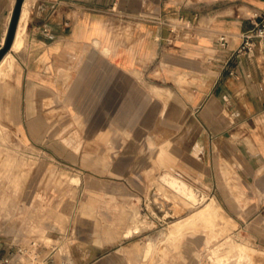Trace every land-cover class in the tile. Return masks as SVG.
Listing matches in <instances>:
<instances>
[{
	"label": "crops",
	"instance_id": "1",
	"mask_svg": "<svg viewBox=\"0 0 264 264\" xmlns=\"http://www.w3.org/2000/svg\"><path fill=\"white\" fill-rule=\"evenodd\" d=\"M16 2L0 0V48ZM28 4L22 43L14 47L16 31L0 74V168L13 155L2 154V125L63 166L31 171L25 211L69 209L78 264H132L96 214L124 209V228L142 231L160 221L153 190L180 178L209 189L264 249V51L234 57L235 74L224 63L264 0ZM62 168L77 196L63 189ZM37 220L59 233L53 212Z\"/></svg>",
	"mask_w": 264,
	"mask_h": 264
},
{
	"label": "rangeland",
	"instance_id": "2",
	"mask_svg": "<svg viewBox=\"0 0 264 264\" xmlns=\"http://www.w3.org/2000/svg\"><path fill=\"white\" fill-rule=\"evenodd\" d=\"M1 133L2 154L11 149L13 155L1 157L0 234H9L17 228H31L47 232L55 242L61 239L64 247L70 245L73 248L74 240L63 242L62 237L54 233L56 228L37 220L45 210L53 212L56 220L52 222L59 226V232H66L70 226H76L69 209L44 205L29 215L24 204L31 171L36 168L54 171L63 164L47 156L40 143L22 140L19 136L10 140L8 129L3 125ZM61 176L65 181L63 189L72 197L77 196L78 186L71 183V180L75 181L73 174L62 168ZM175 186L170 187L169 181L162 179L159 192L153 190L151 212L160 221L147 225L142 231L124 228V209L96 214L98 227L113 232L108 240L114 248H119L125 260L132 264H264V249L257 245L254 237L240 232L239 223L224 210L209 189L201 183L188 184L180 178L176 179ZM161 204L163 210L159 207ZM13 220L15 225L11 226ZM241 226L244 228L243 224Z\"/></svg>",
	"mask_w": 264,
	"mask_h": 264
},
{
	"label": "built area",
	"instance_id": "3",
	"mask_svg": "<svg viewBox=\"0 0 264 264\" xmlns=\"http://www.w3.org/2000/svg\"><path fill=\"white\" fill-rule=\"evenodd\" d=\"M251 20V27L241 33V41L231 48V53L225 58V67L229 68L231 74L237 71L235 66H230L234 57H250L258 49L264 51V11H254ZM163 21L170 24L172 30L179 25L169 20ZM217 42L219 47L229 48V34L221 32ZM58 235L63 242L73 239V226ZM51 236L31 228H17L9 234H0V264H78L70 245L64 247L61 239L55 242Z\"/></svg>",
	"mask_w": 264,
	"mask_h": 264
},
{
	"label": "water",
	"instance_id": "4",
	"mask_svg": "<svg viewBox=\"0 0 264 264\" xmlns=\"http://www.w3.org/2000/svg\"><path fill=\"white\" fill-rule=\"evenodd\" d=\"M23 3H24V0H17V2H16V5H15L14 11H13V15L11 18V22H10V26H9V32H8L6 42L0 48V61L3 58V56L5 55V53L9 50V48L13 42V39L16 35V31H17V27H18L20 15H21Z\"/></svg>",
	"mask_w": 264,
	"mask_h": 264
},
{
	"label": "bare ground",
	"instance_id": "5",
	"mask_svg": "<svg viewBox=\"0 0 264 264\" xmlns=\"http://www.w3.org/2000/svg\"><path fill=\"white\" fill-rule=\"evenodd\" d=\"M29 7H28V0L24 1L23 7H22V11H21V15H20V24L17 30V36H16V40L14 43V47H20L21 43H22V21L27 17L28 13H29ZM26 20V19H25ZM4 57V56H3ZM6 59V56L4 58H2V62L0 63V74L3 72L4 67H3V61ZM155 194V193H154ZM160 209L162 208L163 210V206L162 204L159 205ZM177 209H179V206H177Z\"/></svg>",
	"mask_w": 264,
	"mask_h": 264
}]
</instances>
